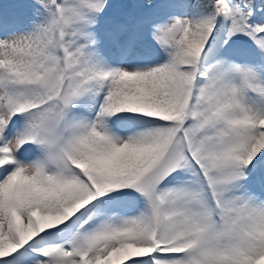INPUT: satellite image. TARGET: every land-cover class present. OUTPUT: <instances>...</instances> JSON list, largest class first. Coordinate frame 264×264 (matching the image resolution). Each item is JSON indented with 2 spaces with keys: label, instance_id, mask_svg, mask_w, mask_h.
Wrapping results in <instances>:
<instances>
[{
  "label": "snow or ice",
  "instance_id": "6c2138e0",
  "mask_svg": "<svg viewBox=\"0 0 264 264\" xmlns=\"http://www.w3.org/2000/svg\"><path fill=\"white\" fill-rule=\"evenodd\" d=\"M0 4V264H264V0Z\"/></svg>",
  "mask_w": 264,
  "mask_h": 264
},
{
  "label": "rangeland",
  "instance_id": "374dc122",
  "mask_svg": "<svg viewBox=\"0 0 264 264\" xmlns=\"http://www.w3.org/2000/svg\"><path fill=\"white\" fill-rule=\"evenodd\" d=\"M0 4L3 5L6 14L14 13L18 6L16 0H0Z\"/></svg>",
  "mask_w": 264,
  "mask_h": 264
}]
</instances>
